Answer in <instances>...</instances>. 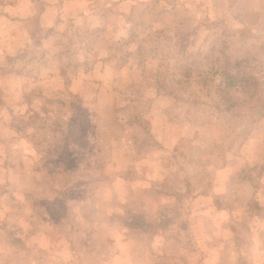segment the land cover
Masks as SVG:
<instances>
[{"label":"rangeland","instance_id":"obj_1","mask_svg":"<svg viewBox=\"0 0 264 264\" xmlns=\"http://www.w3.org/2000/svg\"><path fill=\"white\" fill-rule=\"evenodd\" d=\"M0 264H264V0H0Z\"/></svg>","mask_w":264,"mask_h":264}]
</instances>
